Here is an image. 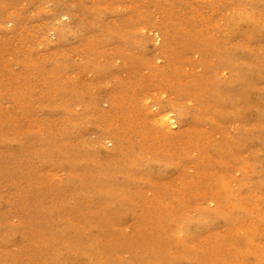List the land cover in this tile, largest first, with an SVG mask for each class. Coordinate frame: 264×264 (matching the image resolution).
<instances>
[{"label":"rangeland","instance_id":"374dc122","mask_svg":"<svg viewBox=\"0 0 264 264\" xmlns=\"http://www.w3.org/2000/svg\"><path fill=\"white\" fill-rule=\"evenodd\" d=\"M0 264H264V0H0Z\"/></svg>","mask_w":264,"mask_h":264},{"label":"bare ground","instance_id":"6f19581e","mask_svg":"<svg viewBox=\"0 0 264 264\" xmlns=\"http://www.w3.org/2000/svg\"><path fill=\"white\" fill-rule=\"evenodd\" d=\"M168 121H169L168 118H164L162 122H163V124H166V123H168Z\"/></svg>","mask_w":264,"mask_h":264}]
</instances>
